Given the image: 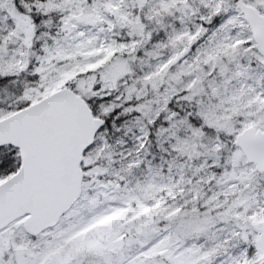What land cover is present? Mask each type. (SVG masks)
<instances>
[{"label": "snow or ice", "instance_id": "1", "mask_svg": "<svg viewBox=\"0 0 264 264\" xmlns=\"http://www.w3.org/2000/svg\"><path fill=\"white\" fill-rule=\"evenodd\" d=\"M0 264H264V0H0Z\"/></svg>", "mask_w": 264, "mask_h": 264}]
</instances>
